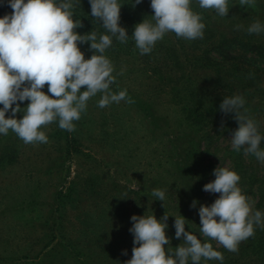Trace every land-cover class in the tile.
Here are the masks:
<instances>
[{"label":"rangeland","instance_id":"obj_1","mask_svg":"<svg viewBox=\"0 0 264 264\" xmlns=\"http://www.w3.org/2000/svg\"><path fill=\"white\" fill-rule=\"evenodd\" d=\"M119 2L128 41L113 37L105 55L116 76L111 90L126 89L133 103L100 108L98 93L74 122V132L60 129L58 121L43 127L47 143L25 144L11 130L0 134V264H125L134 246L133 214L158 220L168 215L166 248L183 243L174 228V216H183L185 229L224 257L201 264H264L249 239L230 252L203 237L198 214L201 204L210 205L219 195L203 190L215 179L216 167L240 176L238 186L253 210L260 188L264 193V163L233 150L238 123L219 107L224 97L242 95L264 135V33L245 30L255 20L264 23L263 5L245 8L229 0L228 16L220 17L192 0L205 24L203 38L169 32L141 55L132 31L143 19L152 20L150 0ZM73 3V18L83 24L76 32L106 34L91 17L89 0ZM5 5L0 17L12 12ZM78 47L85 58L93 54L88 43ZM43 91L50 95L47 85ZM19 103L23 108L28 101ZM22 116L23 109L16 113L17 119ZM153 189L165 192L163 202L152 196ZM194 199L196 206L190 207Z\"/></svg>","mask_w":264,"mask_h":264},{"label":"clouds","instance_id":"obj_2","mask_svg":"<svg viewBox=\"0 0 264 264\" xmlns=\"http://www.w3.org/2000/svg\"><path fill=\"white\" fill-rule=\"evenodd\" d=\"M142 0H134L138 5ZM10 14L0 17V134L14 132L25 144L47 143L41 129L58 121L62 130L74 132L75 121L85 112L87 102L98 93L100 108L121 101L133 103L127 90L113 92L114 65L105 52L113 37L127 43L128 33L120 21L119 0H89L91 17L99 21L106 34H79L82 22L74 19L73 0H7ZM201 9H211L220 17L228 16L229 0H197ZM257 0H238L245 8L256 7ZM192 0H150L152 20L143 19L134 26L132 38L140 54L151 53L166 33L187 40L203 38L205 24L200 13L191 7ZM233 5V4H232ZM231 5V6H232ZM237 30L244 28L236 25ZM249 34L264 33V23L253 21L245 29ZM88 43L93 54L85 58L78 44ZM123 75V72L119 73ZM47 85L48 93L43 91ZM83 88V91L81 90ZM28 101L21 108L19 102ZM224 114L233 113L238 127L233 131L234 151L244 150L264 163L261 142L264 135L250 118L242 95L224 97L220 103ZM23 116L16 118L17 112ZM11 112L6 117V113ZM215 179L203 190L218 193L210 205L198 210L199 232L230 252L255 235V226L264 227V213L253 210V204L238 186L240 176L227 167H216ZM155 199L164 201L165 192L152 190ZM194 199L190 207H195ZM175 237L183 243L166 248L170 239L165 233L168 215L159 220L152 214L130 219L133 234L132 256L125 264H201L202 260L223 261L222 253L212 243L203 241L185 229L186 219L174 216ZM126 254V251L124 252Z\"/></svg>","mask_w":264,"mask_h":264},{"label":"trees","instance_id":"obj_3","mask_svg":"<svg viewBox=\"0 0 264 264\" xmlns=\"http://www.w3.org/2000/svg\"><path fill=\"white\" fill-rule=\"evenodd\" d=\"M5 4L8 5L7 0H0V7H1L0 8V12H1V10H3L4 6H6ZM257 4L260 5V6L263 5L262 6L263 10L260 9V11H262V15H261L260 19L264 20V0H257ZM9 8H10V6H9ZM255 8H257V6ZM248 47H249V50L252 49V51L254 49H257V47L255 45H250ZM257 53H258V50H257L256 54ZM210 109L211 108H209L208 111H210ZM249 178L250 177H248L247 179H249ZM259 183L262 184L261 181ZM260 191H261V193L259 195V198L257 199L255 210H260L261 211L262 201L264 200V193H262L263 189H261V188H260ZM248 244H250V248L251 249H255V250H257L258 252L261 253V254L259 253V256L261 255L262 259L264 258V227H260V226H256L255 227V235L253 237L249 238Z\"/></svg>","mask_w":264,"mask_h":264}]
</instances>
